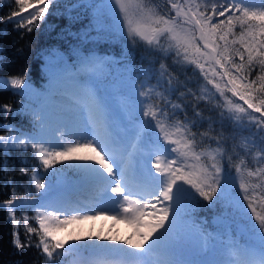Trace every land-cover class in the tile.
Returning <instances> with one entry per match:
<instances>
[{
    "label": "snow or ice",
    "instance_id": "obj_1",
    "mask_svg": "<svg viewBox=\"0 0 264 264\" xmlns=\"http://www.w3.org/2000/svg\"><path fill=\"white\" fill-rule=\"evenodd\" d=\"M55 3L14 0L0 22L31 33ZM70 9L94 13L96 42L117 40L125 57L140 48L150 58L125 86L135 138L125 146L114 132L117 114L99 87L111 61L81 48L93 37L86 32L69 56L75 60L50 75L43 90L50 102L33 106L31 126L0 125L8 129L0 151L30 148L39 165L23 195L13 187L0 203L14 248L35 247L44 264L70 256L72 264H264V0H74ZM9 86L22 96L35 91L26 73L0 79V88ZM57 165L87 178L86 200L52 183ZM201 201L220 206L221 223L235 227L212 259L193 261L181 247L182 221ZM106 214L133 225L134 239L56 238L70 223Z\"/></svg>",
    "mask_w": 264,
    "mask_h": 264
},
{
    "label": "trees",
    "instance_id": "obj_2",
    "mask_svg": "<svg viewBox=\"0 0 264 264\" xmlns=\"http://www.w3.org/2000/svg\"><path fill=\"white\" fill-rule=\"evenodd\" d=\"M73 3L74 0H56L46 22L31 33L18 28L14 22H0V76L11 77L26 73L29 83L35 89L33 93L22 96L19 91L10 87L0 88V125L19 127L23 124L25 128L31 126V110H29L31 106L29 108L28 106L46 89L50 75L59 71L63 62L70 64L75 60L74 56L73 60H69V56L72 55V49L77 44L78 38H82L86 32L93 33V37L89 40L81 39V48H87L89 52L111 61L100 70L102 80L107 83L106 89H109V94L121 97L125 101V86L129 83L130 75L137 70H147L150 58L144 57L140 48L125 57L122 55L123 43L117 40L106 42L103 39L96 42L92 27L94 13L91 10L85 12L83 9H70ZM13 6L14 0L12 3L8 0H0V21H5ZM168 63L171 64V61ZM155 67L159 68L158 62ZM4 105L11 106L13 110L5 112ZM6 132H8L7 127H0V134ZM249 165L252 166L251 159ZM33 166L39 165L33 158L30 148L26 152L13 150L7 157L3 151H0V203L13 198V187L23 195L25 187L30 183ZM21 168H26L29 175H23ZM31 195L36 196L34 187L31 188ZM201 204L204 207L196 209L182 223L190 224L200 230L203 243L199 244L195 251L205 260L213 258V249L221 246L225 234L231 232L235 226L228 227L221 223L225 213L220 206L209 207L204 201H201ZM17 215L20 213L18 212ZM215 218H220V221L214 222ZM30 222L34 224V221ZM228 223L231 225L230 220ZM12 231L13 227L6 211L0 208V264H44V257L35 247L24 248L22 252L14 248ZM20 236L22 239L26 236L22 222ZM234 238L243 242V237L238 233ZM35 239L33 236V240Z\"/></svg>",
    "mask_w": 264,
    "mask_h": 264
},
{
    "label": "rangeland",
    "instance_id": "obj_3",
    "mask_svg": "<svg viewBox=\"0 0 264 264\" xmlns=\"http://www.w3.org/2000/svg\"><path fill=\"white\" fill-rule=\"evenodd\" d=\"M9 78L10 77L8 76H0V79L4 81H7ZM102 79L103 78L101 77L99 81V87L101 91L104 92L105 91L104 88L105 89L107 88V83ZM106 90L109 93V89ZM108 98L113 107L114 112L117 114V118L114 121V132L122 139L125 146H130L135 138L136 125L133 123L129 114L123 110V104L125 101L121 97L113 96V94L112 95L109 94ZM49 102H50V98L46 97L42 91L39 97L34 98L32 100L31 105H29L28 108L31 106L29 110H32L33 106L40 107L41 105ZM0 135H8V132ZM85 153L82 154L94 155V153L91 152H85ZM56 167L62 170L55 177L52 178V183L54 185H58L61 192H63L62 190L65 189L64 187H68L67 192L69 193L70 196L68 195L67 196L70 199L86 200L91 192V187L89 185L87 178L84 177L83 174L78 173L73 169L64 168L61 165H57ZM37 195L38 193H36V196ZM83 195L85 197H83ZM119 220L120 219H113L111 214H106V215L95 216L94 219H87L75 223H70L67 225V227H65V230L63 228L62 229L63 231L60 230L56 233V238L58 240L73 241L80 237L90 236L92 238H95L97 236L100 237L107 236L110 237L114 242L119 240L120 241L127 240L129 238L134 239L133 236V233L135 231L134 226L129 223H125V221L123 220L120 221ZM182 232H183V240L181 241V247L185 258L193 261L203 260L200 256H198V254L195 251L198 249V245L199 244L201 245L203 243V236L201 235L200 230L195 226H191L190 224L182 223ZM73 259L74 258L71 256L67 257L65 260V264H72ZM82 259L88 260L89 259L88 254L85 253Z\"/></svg>",
    "mask_w": 264,
    "mask_h": 264
},
{
    "label": "bare ground",
    "instance_id": "obj_4",
    "mask_svg": "<svg viewBox=\"0 0 264 264\" xmlns=\"http://www.w3.org/2000/svg\"><path fill=\"white\" fill-rule=\"evenodd\" d=\"M86 154V153H85ZM65 189L64 190H62L63 192V194H65V195H68V196H70L69 195V193L67 192L68 191V187H64ZM84 192V191H83ZM86 192V191H85ZM82 194V193H81ZM80 194V195H81ZM76 195V194H75ZM83 197H85L84 195H83ZM103 217V216H102ZM108 219V218H107ZM107 221V220H106ZM109 221V220H108ZM120 221V220H119ZM123 222V221H122ZM125 223H127V222H125ZM114 225V224H113ZM128 225V224H127ZM67 227V226H66ZM132 229V228H131ZM64 230H65V228H64ZM106 230V229H105ZM63 231V230H62ZM108 232V231H107ZM86 236V235H85ZM132 237V236H131ZM122 239V238H121ZM120 241V240H119ZM131 250V249H130Z\"/></svg>",
    "mask_w": 264,
    "mask_h": 264
},
{
    "label": "water",
    "instance_id": "obj_5",
    "mask_svg": "<svg viewBox=\"0 0 264 264\" xmlns=\"http://www.w3.org/2000/svg\"><path fill=\"white\" fill-rule=\"evenodd\" d=\"M220 221V218H215L214 219V222H219Z\"/></svg>",
    "mask_w": 264,
    "mask_h": 264
}]
</instances>
